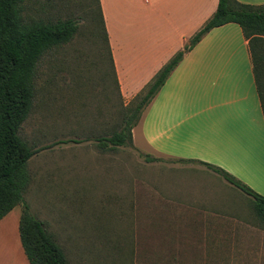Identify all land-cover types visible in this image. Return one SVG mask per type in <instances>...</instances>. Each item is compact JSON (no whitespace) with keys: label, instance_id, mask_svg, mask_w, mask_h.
Returning <instances> with one entry per match:
<instances>
[{"label":"rangeland","instance_id":"obj_1","mask_svg":"<svg viewBox=\"0 0 264 264\" xmlns=\"http://www.w3.org/2000/svg\"><path fill=\"white\" fill-rule=\"evenodd\" d=\"M29 7L35 18L77 25L38 60L18 132L37 150L25 165L22 198L67 263L264 264V222L214 166L146 162L132 148L97 142L119 130L128 104L116 95L94 0Z\"/></svg>","mask_w":264,"mask_h":264},{"label":"crops","instance_id":"obj_2","mask_svg":"<svg viewBox=\"0 0 264 264\" xmlns=\"http://www.w3.org/2000/svg\"><path fill=\"white\" fill-rule=\"evenodd\" d=\"M97 1L123 107L217 5V0ZM236 1L264 5V0ZM130 135L132 149L143 156L212 165L264 197V117L238 25L212 28L183 55ZM19 214L16 206L0 219V264H27L18 239Z\"/></svg>","mask_w":264,"mask_h":264},{"label":"trees","instance_id":"obj_3","mask_svg":"<svg viewBox=\"0 0 264 264\" xmlns=\"http://www.w3.org/2000/svg\"><path fill=\"white\" fill-rule=\"evenodd\" d=\"M33 1L0 0V219L12 208H20L17 232L27 264H68L42 222L29 213L22 198L28 182L25 165L37 150L29 148L18 132L30 111L38 60L46 51L67 43L76 32L77 25L70 18L53 22L35 18L29 7ZM94 6L106 43L97 0H94ZM227 23L238 25L247 41L254 84L264 117V5L217 0L211 16L128 103L119 130L97 140L103 143L102 149L132 148V127L183 55L209 30ZM144 159L146 162L160 160L146 156ZM212 169L251 197L255 215L264 222V197L232 180L223 170Z\"/></svg>","mask_w":264,"mask_h":264}]
</instances>
